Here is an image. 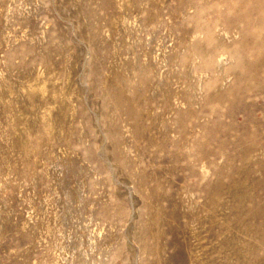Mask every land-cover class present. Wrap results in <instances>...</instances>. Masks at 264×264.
I'll return each mask as SVG.
<instances>
[{
	"label": "rangeland",
	"instance_id": "rangeland-1",
	"mask_svg": "<svg viewBox=\"0 0 264 264\" xmlns=\"http://www.w3.org/2000/svg\"><path fill=\"white\" fill-rule=\"evenodd\" d=\"M213 1L0 0V264H264V95L197 52Z\"/></svg>",
	"mask_w": 264,
	"mask_h": 264
},
{
	"label": "bare ground",
	"instance_id": "bare-ground-1",
	"mask_svg": "<svg viewBox=\"0 0 264 264\" xmlns=\"http://www.w3.org/2000/svg\"><path fill=\"white\" fill-rule=\"evenodd\" d=\"M241 2L238 0H214L212 2L208 11L213 17V22L196 28L205 36L204 44L196 48L202 59H206L204 62L207 66L211 64L208 59L209 55H217L216 62L219 66L231 62L235 64L234 68L242 65L248 68L249 63L254 61L256 64L249 65H253L249 70L252 81L242 85L239 92L251 96L264 95V34L260 31V26L264 24V0H241ZM220 6L224 7L223 11ZM251 18L255 22L254 27L258 30L252 34L242 30L243 21H250ZM234 26L238 28V31H232ZM234 38L238 40L232 42ZM248 43L253 46L249 48ZM254 122L257 127H264V110L263 116L254 119Z\"/></svg>",
	"mask_w": 264,
	"mask_h": 264
}]
</instances>
